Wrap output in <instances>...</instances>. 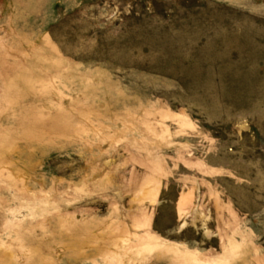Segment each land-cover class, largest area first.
Listing matches in <instances>:
<instances>
[{
  "label": "rangeland",
  "instance_id": "rangeland-1",
  "mask_svg": "<svg viewBox=\"0 0 264 264\" xmlns=\"http://www.w3.org/2000/svg\"><path fill=\"white\" fill-rule=\"evenodd\" d=\"M0 264H264V0H0Z\"/></svg>",
  "mask_w": 264,
  "mask_h": 264
}]
</instances>
